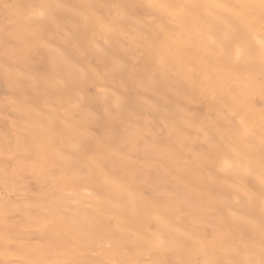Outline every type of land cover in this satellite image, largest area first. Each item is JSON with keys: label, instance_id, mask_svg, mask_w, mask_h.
<instances>
[{"label": "bare ground", "instance_id": "1", "mask_svg": "<svg viewBox=\"0 0 264 264\" xmlns=\"http://www.w3.org/2000/svg\"><path fill=\"white\" fill-rule=\"evenodd\" d=\"M0 82V264H264V0H0Z\"/></svg>", "mask_w": 264, "mask_h": 264}, {"label": "rangeland", "instance_id": "2", "mask_svg": "<svg viewBox=\"0 0 264 264\" xmlns=\"http://www.w3.org/2000/svg\"><path fill=\"white\" fill-rule=\"evenodd\" d=\"M92 91L95 92L94 89ZM8 98H9L8 92L5 90L2 83L0 82V102L2 100H6ZM0 115H1L0 120L3 123L2 126H5L7 124H11V125L15 124V122H16V110L14 108L10 107V108L5 109L4 112H2V114H0ZM29 184H30V189L34 190L35 186L33 185V183L30 182ZM8 197L10 199H14V194H9Z\"/></svg>", "mask_w": 264, "mask_h": 264}]
</instances>
